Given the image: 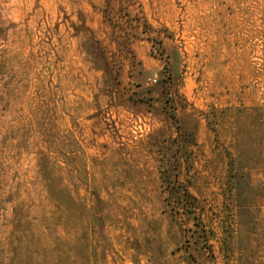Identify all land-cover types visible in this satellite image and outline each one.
I'll list each match as a JSON object with an SVG mask.
<instances>
[{"label": "rangeland", "instance_id": "rangeland-1", "mask_svg": "<svg viewBox=\"0 0 264 264\" xmlns=\"http://www.w3.org/2000/svg\"><path fill=\"white\" fill-rule=\"evenodd\" d=\"M0 264H264V0H0Z\"/></svg>", "mask_w": 264, "mask_h": 264}]
</instances>
